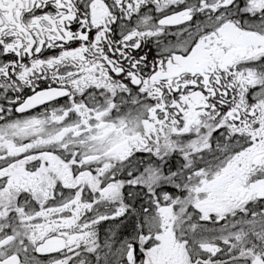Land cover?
Masks as SVG:
<instances>
[{
  "label": "snow or ice",
  "instance_id": "6c2138e0",
  "mask_svg": "<svg viewBox=\"0 0 264 264\" xmlns=\"http://www.w3.org/2000/svg\"><path fill=\"white\" fill-rule=\"evenodd\" d=\"M0 264H264V0H0Z\"/></svg>",
  "mask_w": 264,
  "mask_h": 264
}]
</instances>
